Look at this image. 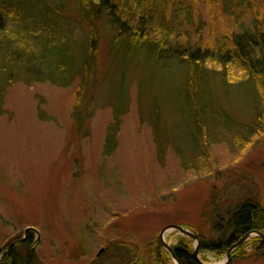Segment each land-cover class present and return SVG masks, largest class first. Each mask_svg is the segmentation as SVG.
Here are the masks:
<instances>
[{
  "label": "rangeland",
  "instance_id": "rangeland-1",
  "mask_svg": "<svg viewBox=\"0 0 264 264\" xmlns=\"http://www.w3.org/2000/svg\"><path fill=\"white\" fill-rule=\"evenodd\" d=\"M189 2L203 17L202 36L183 30L177 43L208 46L222 38L221 30H240L219 0ZM54 3L59 15L51 28L83 39L89 24L75 1L66 8ZM258 3L255 10L264 15V0ZM246 16L239 20L249 24ZM96 25L107 31L97 76L81 95L79 77L61 86L32 74L26 81L29 71L20 67L7 76L0 53V260L33 227L39 233H33L30 264H129L137 258L154 264L153 245L164 228L218 237L219 224L240 202L256 197L264 205V99L252 83L232 72L224 91L208 72L213 101L199 129L182 93L189 62L167 59L161 81L139 60L124 71L112 49L114 29L104 16ZM78 99L81 127L73 116ZM259 112L262 131L240 138L235 126L254 125ZM183 238L195 255L196 241L187 233H164L172 249ZM21 251L29 257L28 246ZM226 259L199 252L198 261ZM169 262L178 264L170 254ZM232 264H264V254Z\"/></svg>",
  "mask_w": 264,
  "mask_h": 264
},
{
  "label": "trees",
  "instance_id": "trees-1",
  "mask_svg": "<svg viewBox=\"0 0 264 264\" xmlns=\"http://www.w3.org/2000/svg\"><path fill=\"white\" fill-rule=\"evenodd\" d=\"M58 1L66 8L71 0ZM73 1L80 16L89 24L83 39L72 37L67 30L51 28L53 19L58 20L59 15L54 0H0V53L5 57L2 70L7 71V76L20 67L29 71L25 72L26 81L32 74L35 81L49 80L61 86H69L79 77L78 95H81L97 76L101 38L107 30H99L96 20L104 16L114 29L110 30L112 49L116 51L115 57L124 71L134 60H139L150 65L153 77L159 78L161 68L170 62L167 59L175 57L189 62L182 93L189 114L191 117L194 115V124L199 129L207 121L205 116L209 113V103L213 101L211 98L209 102L211 92L207 87L210 71L214 77L220 78V88L224 91L233 82L230 74L238 71L264 99V15L255 10L261 6L258 0H219L229 10L228 13L237 18L240 30H221L222 38L209 41L208 46L200 43L191 45L193 47L187 46L188 43L179 44L175 39L179 34L184 35L183 30L193 29L202 36L203 17L189 0ZM242 16L250 19V23H244L246 20L241 22ZM213 65L216 67L212 68ZM79 99L73 114L76 120L81 115ZM256 116L254 125H246L244 131L237 130L235 126L234 132L240 138L261 132V113ZM84 120H77L80 127ZM219 226L223 230L218 237L200 235V253L211 252L221 256L245 235L254 231L264 233V205L256 197L245 199L232 211L227 223ZM33 233L29 231L25 239L23 237L9 249L7 246L5 250L8 252L0 264H30L29 257L24 256L21 248L28 246L30 250L35 243ZM251 238L232 252L229 264L245 256L264 254V238ZM249 245L250 253L246 252ZM153 247L154 264H170L169 254L159 238ZM173 250L180 264H200L186 238L173 246ZM133 262L141 264L140 258L129 264Z\"/></svg>",
  "mask_w": 264,
  "mask_h": 264
},
{
  "label": "water",
  "instance_id": "water-1",
  "mask_svg": "<svg viewBox=\"0 0 264 264\" xmlns=\"http://www.w3.org/2000/svg\"><path fill=\"white\" fill-rule=\"evenodd\" d=\"M171 228L178 229V230H179L180 232H182V233H187L192 239H194V240L196 241V245H195V256H196V257L198 258V260H199V243H200V242H199V236H198L196 233L191 232L189 229H186L185 227H182V226H179V225H172V226H168V227L164 228V229L162 230V232L160 233V237H161V240H162L163 245L168 249V251L170 252V254L172 255V257L178 262V264H180V262H179V260L177 259L176 255H175V252L173 251L172 247H171L169 244H167V243L165 242V240H164V233H165L167 230L171 229ZM28 231H34V232H36V233H39L38 230H37L36 228H33V227L28 228V229L26 230V233H27ZM253 233H256L259 237L264 238V233H261V232H258V231H255V232H253ZM251 234H252V233H249V234L245 235L241 240H239L236 244H234V245L230 248V250L227 252V259L224 260V261H222V262H220V263H217V264H229V262L231 261V254H232V252H233L236 248H238L239 246H241L243 243H245V242L250 238V235H251ZM14 244H15V242H14L12 245H14ZM36 244H37V240L35 241L34 245L30 248L29 261L31 260V250H33V249L35 248ZM12 245H11V246H12ZM134 263H135V262H133V263H131V264H134ZM204 264H206V263H204Z\"/></svg>",
  "mask_w": 264,
  "mask_h": 264
}]
</instances>
